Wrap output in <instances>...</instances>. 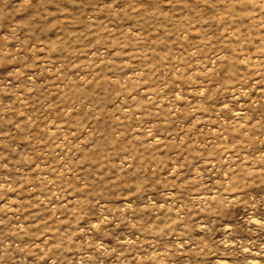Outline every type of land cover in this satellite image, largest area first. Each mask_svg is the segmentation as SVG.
Returning <instances> with one entry per match:
<instances>
[{
    "label": "rangeland",
    "instance_id": "1",
    "mask_svg": "<svg viewBox=\"0 0 264 264\" xmlns=\"http://www.w3.org/2000/svg\"><path fill=\"white\" fill-rule=\"evenodd\" d=\"M0 264H264V0H0Z\"/></svg>",
    "mask_w": 264,
    "mask_h": 264
}]
</instances>
